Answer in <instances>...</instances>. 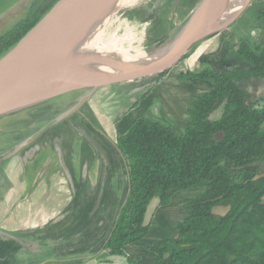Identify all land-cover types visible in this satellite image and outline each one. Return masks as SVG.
Instances as JSON below:
<instances>
[{
    "label": "trees",
    "instance_id": "trees-1",
    "mask_svg": "<svg viewBox=\"0 0 264 264\" xmlns=\"http://www.w3.org/2000/svg\"><path fill=\"white\" fill-rule=\"evenodd\" d=\"M58 1L33 0L0 36V57ZM263 18L264 9L259 13ZM236 54L249 69L228 64L220 71L205 67L183 74L213 85L190 103L183 134L160 121L139 118L118 139L129 186L103 245L107 254L125 257L123 248L147 234L142 223L152 198L166 206L177 192L198 188L201 194L185 203L176 236L148 247L156 264H264V96L249 104L251 97L240 85L242 80H264V47H249L240 39ZM41 106L27 110L44 114L52 108L48 102ZM212 112L218 115L211 118ZM216 205H230L231 211L212 215ZM126 260L133 264V259Z\"/></svg>",
    "mask_w": 264,
    "mask_h": 264
},
{
    "label": "crops",
    "instance_id": "crops-1",
    "mask_svg": "<svg viewBox=\"0 0 264 264\" xmlns=\"http://www.w3.org/2000/svg\"><path fill=\"white\" fill-rule=\"evenodd\" d=\"M255 4L257 7L253 13H247L251 5L243 13L258 14L259 9L264 7V1ZM231 33H223L216 39L201 44L196 51V57L187 58L175 67H188L198 62L199 65L207 63L218 71L228 67L226 61H230V64L235 67L248 69L249 65L235 53L234 45L237 39L231 42ZM248 43L251 47L255 46H252L250 41ZM194 47L195 45L185 55L189 54ZM190 82L191 88L187 87V91L201 88L207 91L212 88V85L202 81L190 80ZM58 98L60 97L55 98L56 101H53L55 103L50 109L59 111L60 109L57 108L64 109L75 104V99L59 103L62 99ZM96 100L99 98H90L87 107L89 109L94 107ZM190 103L191 101L187 102L184 107L186 108ZM50 109L49 111L52 112L53 110ZM39 113L32 114V121L37 119L39 122L54 118L47 113ZM116 113H120L121 117L125 112L116 111L115 108L114 114ZM26 115L29 120V113L27 112ZM42 115L44 117L40 118ZM84 116L88 119V114ZM37 122H34L36 126L29 125L10 133L8 140L15 142L12 150L43 125L38 126ZM67 123L64 121L52 126L36 140L22 145L13 154L6 153L0 157V177L7 182L10 181L8 173L15 172L10 182L16 183L12 187L8 184L3 192L0 191L2 211H5V222L4 220L1 222L3 225H0V230L15 236L22 243L32 242V245H40L41 249L46 250L45 253L40 250L36 258L28 257L22 244L0 236V264H14V262L16 264H40L41 262L128 264L126 257L109 255L103 250V245L128 192L127 169L116 147L118 140L115 139L114 146H111L110 142L105 141L104 135L96 131L93 141L103 154L101 157L100 153L95 152L90 144ZM53 181L57 185L55 199L49 194ZM26 214L32 216V228L31 225H25V222L29 221V216ZM55 214H58L56 218L47 217ZM36 221L37 225L34 224ZM42 221L47 223L42 225L40 223ZM57 246L65 248L61 250ZM137 246L136 243L128 244L124 251L133 258ZM46 247H49V250Z\"/></svg>",
    "mask_w": 264,
    "mask_h": 264
},
{
    "label": "rangeland",
    "instance_id": "rangeland-1",
    "mask_svg": "<svg viewBox=\"0 0 264 264\" xmlns=\"http://www.w3.org/2000/svg\"><path fill=\"white\" fill-rule=\"evenodd\" d=\"M32 1L33 0H0V36L11 29V27L26 14L27 8ZM197 1L198 0H139L134 4L117 11L108 24L99 28L98 31H100L99 34H101V36L98 46L105 44L114 50L119 48L123 50L128 49L126 53L134 50L143 51L153 44L163 40L169 33L173 32L177 26L182 24L188 17L190 11L196 6ZM252 5L253 6L247 13H253L256 9L255 7H257V5ZM251 15L246 13L241 14L236 20V22L238 21L239 23L237 24L234 22L235 24L228 28V31L225 30L215 33L201 40L199 43H205L208 40L216 39V37L223 33H231L233 30H238L240 33L237 34H242L249 39L252 46L256 44L264 46V22L260 21L259 24H256ZM252 26L254 27L252 28ZM255 28L257 29L255 30ZM108 55L111 58L114 57L113 55ZM181 67L186 68L185 66ZM179 69L180 67H170L158 74L148 76V78L145 79H134L126 83H114L116 81H113L103 85L99 88L98 92H95V94L90 97L99 98V100H96V105L93 104L95 105L94 107L91 109L87 107L90 98L79 107L76 115L84 117V115L88 114L89 120L88 123H84V121L78 122L79 126L82 129H86L85 132L93 140L96 137L95 132L99 131V133L104 135L105 141L110 142L111 146H114L115 139L118 140V138L125 134L128 128L139 118H156L163 123L167 122L171 124L178 134H183L185 127L187 126L188 118L187 112H184V110H186L184 104L192 101L197 94L204 93V90L206 89H190L191 91H187V87L191 88V82L189 79L180 76L182 71ZM259 84H256V91H254L255 93H259V96H264V82H259ZM87 93V90H83L66 94L65 96L58 98L62 99L59 103H66L65 101L69 99H75L76 101L78 98L86 96ZM108 94L109 96L105 98ZM53 101H56V99L49 101L48 104L52 105L55 103ZM132 105H134L133 108L128 112ZM43 107H45V103L42 104L41 108ZM71 107L73 106L70 105L64 109L67 110ZM115 108L116 111H124L128 113H126L125 116L120 117L119 114L121 112L116 113V115L114 114ZM57 109H60L61 111L63 110L61 107ZM32 110L18 111L11 113L8 116L0 117V157H3L6 153L11 154L14 151L12 149L14 148L15 142L12 143V141L8 140L10 138V133L21 130L22 127L35 125L34 122H37V119L32 121V114H35L36 112L33 110L32 113ZM50 110L53 111L46 112L48 116H52L57 112L54 109ZM162 110L167 116L162 115ZM27 112L29 113V120L28 115H26ZM42 117L44 116L42 115L40 118ZM181 117H184V121H182ZM73 119L75 121L77 120L75 116H73ZM43 122L44 121L37 122L38 126H41ZM12 138L15 140L14 137ZM5 145H7V147ZM14 174L15 172L8 173L10 181L13 179L12 176H14ZM0 179H2L0 180L1 192L7 188L8 184L11 187L16 184L15 182L10 181L4 182L2 177H0ZM56 189V182L53 181L51 183V192L49 193L50 197L53 199L57 197ZM200 194L201 189L198 188L181 191L173 197V200L169 203L170 205L168 204L166 207L161 206L158 208V211L155 213L152 222L148 227L147 234L139 241L135 242L138 245V248L133 253V264H156L154 255L148 247L160 240L171 239L176 236L177 225L185 218V203L193 200ZM2 204L3 203L0 202V225H3L1 222L5 219V211H2ZM57 215L58 214L48 215L47 217L52 219L56 218ZM26 216H29V221L27 220V222H25V219V225H31L32 228V216L31 214H26ZM37 221L34 222V224L37 225ZM3 222H5V220ZM40 223L45 225L47 221H42ZM31 243L32 242L26 241L22 243L28 257H38L37 253H39L40 250L43 251V253L46 252L44 248L41 249L40 245H32ZM57 248L62 250L65 247L57 246ZM46 249L49 250V247H46ZM14 264L16 263L14 262ZM40 264H47V262H41Z\"/></svg>",
    "mask_w": 264,
    "mask_h": 264
},
{
    "label": "water",
    "instance_id": "water-1",
    "mask_svg": "<svg viewBox=\"0 0 264 264\" xmlns=\"http://www.w3.org/2000/svg\"><path fill=\"white\" fill-rule=\"evenodd\" d=\"M116 1L59 0L8 52L0 57V117L26 111L69 93L88 91L86 96L75 101L73 107L60 111L22 144L17 145L13 152L22 145L36 140L52 126L67 120V124H70L95 152L103 157L93 139L79 126V121L73 119V113H77L79 107L107 83L113 81L126 83L134 79H145L175 66L176 62L197 42L227 30L252 3V0H243L229 21L222 27L209 31L208 25L213 20L221 0H198L182 24L163 40L143 50L148 61L142 65L138 61L123 62L119 58L105 55L100 61H105L106 64L99 69L70 72L66 67H59L66 46L82 36ZM130 5L116 8V12ZM159 203L158 197L150 200L144 213L143 226L149 225ZM211 209L212 215L221 217L231 211L230 205H216ZM118 216L119 213L116 220ZM0 236L22 244L18 238L1 230Z\"/></svg>",
    "mask_w": 264,
    "mask_h": 264
},
{
    "label": "bare ground",
    "instance_id": "bare-ground-1",
    "mask_svg": "<svg viewBox=\"0 0 264 264\" xmlns=\"http://www.w3.org/2000/svg\"><path fill=\"white\" fill-rule=\"evenodd\" d=\"M136 1L137 0H117L115 4L108 8L102 16L97 18V20L82 34V36L74 39L66 46L62 52L61 61L58 66L66 67V70L70 72L91 71L97 68H102L101 66L105 65L106 62L100 60H103L104 56L108 54L119 58L123 62L129 61L130 63H135L138 61V63L141 62V65L147 63V56L142 50H134L126 53L128 49L123 50L119 48L114 50L105 44L98 46L101 36V34H99L100 31H98L99 28L109 23L110 19L117 10L116 8L133 4ZM242 2L243 0H221L213 20H211L208 25L210 26L208 28L209 31L218 29L229 21L237 12Z\"/></svg>",
    "mask_w": 264,
    "mask_h": 264
},
{
    "label": "flooded vegetation",
    "instance_id": "flooded-vegetation-1",
    "mask_svg": "<svg viewBox=\"0 0 264 264\" xmlns=\"http://www.w3.org/2000/svg\"><path fill=\"white\" fill-rule=\"evenodd\" d=\"M262 1H264V0H252V3H251V7L253 6L252 4H255V3H259V2H262ZM264 8V7H263ZM263 8H261V9H259L260 11H258V14H252L251 16L253 17L252 19H254V21H257L256 22V24H259V22L260 21H263L264 22V18L263 19H259V13L261 12V11H263ZM236 22V21H235ZM237 24L239 23L238 21L236 22ZM235 23H232L231 25H230V27H232L233 25H234ZM239 26V25H238ZM229 27V28H230ZM239 27H241V26H239ZM249 27V26H248ZM254 26H252V28H253ZM243 29H245L244 27H242ZM257 28H255V30H256ZM237 33H240L238 30H233L232 31V33L230 34V35H232V37L230 38V41L231 42H234V40L235 39H237V41H236V44L234 45V50H235V53H236V47H237V45H238V43H239V40L240 39H244L245 41H246V43L249 45V43H248V39L245 37V36H243L242 34L241 35H239V34H237ZM200 42V41H199ZM199 42H197L196 44H195V47L193 48V50L189 53V54H187V55H184L179 61H177L176 62V64H175V66H177L179 63H181L183 60H185V59H189L190 57H196L197 56V53H196V51H197V49L198 48H200L199 46L201 45V44H203V42L202 43H199ZM256 46H261V45H259V44H256L254 47H256ZM249 47H251L250 45H249ZM264 47V46H263ZM226 63H228V64H230L231 62L229 61H226ZM207 64V63H206ZM206 64H203V65H199V63L198 62H195V63H192V64H190V66H186L187 68H182L181 66H180V69L179 70H181L182 72L180 73L181 74V77H184L183 76V74H185V73H187V72H191V73H193V72H198V71H200V70H202L203 68H205V67H209V68H211L208 64L206 65ZM175 66H172L171 68H173V67H175ZM223 66V65H222ZM222 66H220V67H222ZM231 66H233V64H231ZM200 67V68H199ZM202 67V68H201ZM233 67H235V66H233ZM235 68H239V67H235ZM212 70H214L213 68H211ZM241 69H244V70H247L246 68H241ZM249 69V68H248ZM214 71H216V70H214ZM218 71H220V70H218ZM185 78H187V77H185ZM187 79H190V78H187ZM190 80H194V79H190ZM198 81H201V80H198ZM202 82H205V83H207V84H210L211 85V83L210 82H208V81H202ZM259 82H262V80H242L241 82H240V85H242L243 87V89L245 90V92H246V94L247 95H249L250 97H251V99L250 100H248L247 101V103H251L253 100H255V99H258L259 97H262V95H260L259 96V93H255V86H257L256 84H259ZM260 85V84H259ZM212 88H213V85H212ZM253 88V89H252ZM209 90H211V88L209 89ZM209 90H207V91H205V92H208ZM255 90V91H254ZM200 95V94H199ZM196 98V97H195ZM195 98L192 100V101H194L195 100ZM192 101H191V103H192ZM135 105V104H134ZM134 105H132L131 106V108L128 110V112L133 108V106ZM189 105L190 104H188V106L186 107V110H184V112H187V114H188V107H189ZM163 111V110H162ZM127 112V113H128ZM183 112V113H184ZM126 115V112L125 113H123V115H121V117H123V116H125ZM162 115H166V113L163 111V113H162ZM218 115V112H212L211 114H210V117L211 118H213V117H215V116H217ZM167 116V115H166ZM188 116V115H187ZM77 119V118H76ZM80 119H81V122H83L84 121V123H88L89 122V120L84 116V117H80ZM83 119V120H82ZM149 119H151V118H149ZM181 119H182V121H184L183 119H184V117H181ZM79 122H80V120L79 119H77ZM154 120H157L156 118L154 119ZM157 121H159V120H157ZM161 122V121H160ZM163 123V122H162ZM164 124H166V125H168V126H170L172 129H173V127H172V125L171 124H169V123H167V122H164ZM187 124H188V118H187ZM186 128V127H185ZM174 130V129H173ZM175 131V130H174ZM176 132V131H175ZM177 133V132H176ZM190 190H192V189H190ZM184 191H186V190H184ZM181 192V191H180ZM178 193V192H177ZM176 193V194H177ZM175 194V195H176ZM174 195V196H175ZM173 196V197H174ZM173 197L171 198V201L173 200ZM170 201V202H171ZM170 205V204H169ZM162 205H160V203H159V206L157 207V211H158V208L159 207H161ZM166 206H168V205H166ZM166 206H164V207H166ZM184 207H185V205H184ZM156 211V212H157ZM185 211V210H184ZM155 212V213H156ZM155 213H154V215H155ZM154 215H153V217H154ZM153 217H152V219H153ZM152 219H151V221H150V223L152 222ZM184 220V219H183ZM183 220H181V222L183 221ZM150 223H149V225H150ZM149 225L147 226V227H149ZM179 225V224H178ZM177 225V226H178ZM129 244V243H128ZM131 244H133V243H131ZM130 245V244H129ZM127 246V245H126ZM125 246V247H126ZM124 247V248H125ZM124 248H123V252H124V254H125V257L126 258H130V259H133L132 258V256H130V255H127V253H125V251H124Z\"/></svg>",
    "mask_w": 264,
    "mask_h": 264
}]
</instances>
